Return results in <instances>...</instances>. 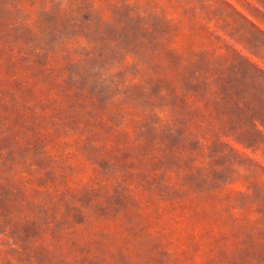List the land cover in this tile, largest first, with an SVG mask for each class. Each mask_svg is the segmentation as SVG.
I'll return each instance as SVG.
<instances>
[{
    "label": "rangeland",
    "instance_id": "1",
    "mask_svg": "<svg viewBox=\"0 0 264 264\" xmlns=\"http://www.w3.org/2000/svg\"><path fill=\"white\" fill-rule=\"evenodd\" d=\"M0 264H264V0H0Z\"/></svg>",
    "mask_w": 264,
    "mask_h": 264
}]
</instances>
